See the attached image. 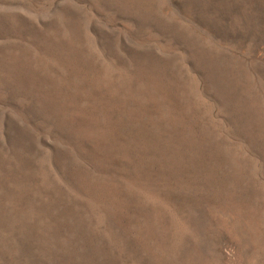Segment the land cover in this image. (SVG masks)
<instances>
[{
  "label": "rangeland",
  "instance_id": "374dc122",
  "mask_svg": "<svg viewBox=\"0 0 264 264\" xmlns=\"http://www.w3.org/2000/svg\"><path fill=\"white\" fill-rule=\"evenodd\" d=\"M0 264H264V0H0Z\"/></svg>",
  "mask_w": 264,
  "mask_h": 264
}]
</instances>
